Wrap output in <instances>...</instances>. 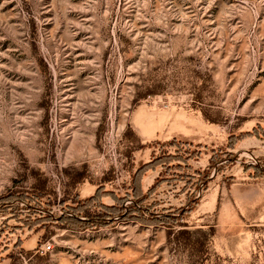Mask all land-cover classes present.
I'll return each mask as SVG.
<instances>
[{
  "label": "rangeland",
  "instance_id": "1",
  "mask_svg": "<svg viewBox=\"0 0 264 264\" xmlns=\"http://www.w3.org/2000/svg\"><path fill=\"white\" fill-rule=\"evenodd\" d=\"M8 195L5 264H264V0H0Z\"/></svg>",
  "mask_w": 264,
  "mask_h": 264
},
{
  "label": "trees",
  "instance_id": "2",
  "mask_svg": "<svg viewBox=\"0 0 264 264\" xmlns=\"http://www.w3.org/2000/svg\"><path fill=\"white\" fill-rule=\"evenodd\" d=\"M151 166H152V163L151 164H145L144 166L139 168L138 171L135 173V178L134 179H137L139 176L143 175V173H145L149 168H151ZM101 189H102L101 187L97 188L95 194L93 196H91L89 199H93V197H95L100 192ZM133 191H134V188H133ZM13 199H14L13 196H9L8 195L6 197H1L0 201H1V203H3V201H10V200H13ZM79 208H80V206H79ZM77 209H78V207L74 208V210H77ZM69 219L70 218H68L66 215H61L59 217V221H64V222H67Z\"/></svg>",
  "mask_w": 264,
  "mask_h": 264
},
{
  "label": "built area",
  "instance_id": "3",
  "mask_svg": "<svg viewBox=\"0 0 264 264\" xmlns=\"http://www.w3.org/2000/svg\"><path fill=\"white\" fill-rule=\"evenodd\" d=\"M51 247H52L51 243H49V242L43 243V244L39 245L38 251L44 253V252L50 251Z\"/></svg>",
  "mask_w": 264,
  "mask_h": 264
},
{
  "label": "crops",
  "instance_id": "4",
  "mask_svg": "<svg viewBox=\"0 0 264 264\" xmlns=\"http://www.w3.org/2000/svg\"><path fill=\"white\" fill-rule=\"evenodd\" d=\"M25 242H26V240L23 241V243H25ZM6 262H7L6 259H3V253H0V264H5Z\"/></svg>",
  "mask_w": 264,
  "mask_h": 264
}]
</instances>
